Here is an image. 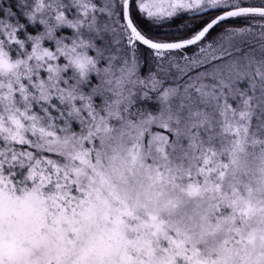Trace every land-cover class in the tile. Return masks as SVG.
<instances>
[{"label": "snow or ice", "instance_id": "obj_1", "mask_svg": "<svg viewBox=\"0 0 264 264\" xmlns=\"http://www.w3.org/2000/svg\"><path fill=\"white\" fill-rule=\"evenodd\" d=\"M0 264H264V0H0Z\"/></svg>", "mask_w": 264, "mask_h": 264}]
</instances>
